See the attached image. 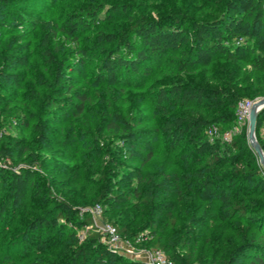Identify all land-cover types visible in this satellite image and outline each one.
Here are the masks:
<instances>
[{"label":"trees","instance_id":"obj_1","mask_svg":"<svg viewBox=\"0 0 264 264\" xmlns=\"http://www.w3.org/2000/svg\"><path fill=\"white\" fill-rule=\"evenodd\" d=\"M211 1L214 3L212 12L200 18L183 9L171 10L158 18L141 14L133 17L132 25L124 30L97 31L91 40L92 45L82 47L76 41L77 35L88 28L90 22L99 19L105 7L102 3L88 1L69 13L60 26L51 20L40 21L26 13H20V21L13 16L11 21L16 22L7 28L14 29L16 34L11 35V43L0 47V106L7 104L2 95L5 86L23 85L25 77L20 70L28 66L30 57L29 41L26 40L28 26H39L42 31L43 56L51 66L52 78L43 81L47 89L44 96L39 97L31 87L30 97L41 99L46 109L52 114L57 113L63 122H69L70 115L76 116L88 130L84 133H90V124L80 116H84L90 96L87 90L77 88L79 78L95 88V98L105 105L99 87L105 81L117 84L120 81L119 70L149 76L154 69L161 67L166 58L173 61L179 73H195L202 67L215 64L216 59H230L233 63H244L264 71V0ZM10 3V0H0L1 29L10 24L7 20L11 16L7 10ZM114 8L116 11L124 9L119 4H114ZM58 31L75 39L77 45L70 50L58 45L55 51L60 52L61 57L51 49V42L57 38ZM227 84L222 87L204 86L178 78L155 88V105L164 115L158 130L168 148L178 152L180 171L167 172L161 167L144 173L140 166L125 169L127 161L132 158L141 160V164L152 160L157 133L155 130L136 128L138 122L134 125V115L126 119L114 111L113 118H109L104 111L105 122L118 137L115 148L99 139L89 143L94 155L92 159L99 162L101 168L103 187L99 193L82 208L69 204L65 198L58 199L53 209L35 217L12 238L14 245L19 242H24L26 246L35 244V247L45 251V235L60 239L66 231L70 232L66 240L69 246L64 249L65 256L55 264H148L108 247L96 226L82 240L76 231H72V228L82 230L93 224L92 212L87 206L100 204L104 213L109 214L107 221L115 225L124 238L134 240L149 230L151 238L147 236L140 246L162 249L177 264H193L190 238L201 231L212 217V211H217L219 218L231 222L239 231L241 240L239 244H233L220 264H240L245 258H251V264H264V167L248 141L245 126L229 141L211 135L213 127L231 125L236 119L238 103L244 99L239 87H232L230 80ZM194 104L216 109L219 113L209 118L182 112L181 108ZM23 123L28 125L24 120ZM263 125L264 108L257 116L256 130H261ZM35 129L38 133L36 146L42 151H51L48 122L37 124ZM260 144L264 149V141ZM29 149L19 134L14 139L1 133L0 162L3 159L20 160L29 153ZM29 155L31 163H35L34 152L30 151ZM114 168L125 169L115 182L109 177ZM3 172L0 167V175ZM30 176L28 170L12 172L5 180L4 186L14 204L19 205L22 201L31 183ZM35 186L41 193L37 182ZM258 190L262 197L260 201L244 196L256 194ZM188 191L201 202L200 210L191 212L182 227L176 230L180 211L172 197L187 195ZM47 198L44 195L45 201ZM131 201L133 209L147 213V220L139 228H130L129 225L118 228L111 211L115 209L113 207L127 206ZM259 206L261 214L249 213ZM5 209L1 207V212ZM243 220L248 221V228H244ZM165 227L175 230L172 239L163 240L161 234L156 236ZM252 228L259 229V233L250 234L248 230ZM257 236H260V252L253 254L251 249H255Z\"/></svg>","mask_w":264,"mask_h":264},{"label":"rangeland","instance_id":"obj_2","mask_svg":"<svg viewBox=\"0 0 264 264\" xmlns=\"http://www.w3.org/2000/svg\"><path fill=\"white\" fill-rule=\"evenodd\" d=\"M88 1L90 0H53V2L47 3L45 0H10L11 3L7 8L9 15L11 14L7 17L10 24L5 29L0 28V47L2 48V45L7 42L11 43V35L16 33L14 29L7 27H10L11 23L20 21V13H26V15L40 19V21L51 20L60 26L69 13L77 10L79 6L86 4ZM95 1L104 4L105 7L99 19L90 22L88 28L78 33L76 41L79 47L91 46V40L99 30L106 32L124 30V28L132 25L133 21L131 19L133 17H138L141 14L158 18L171 10L183 9L200 18L212 12L214 7L211 0ZM114 4H119L120 8L124 9L116 11ZM13 16L16 21H11ZM27 31L26 40L29 41L30 46L29 64L20 70L23 77H25L22 86H5L2 90V95L7 104L0 106V136L2 133L15 139L19 134V137L25 140L30 147L28 152H34L33 158L36 162L31 163L29 153L17 161L3 159L0 162V167L4 169L3 174L0 175V264H35L37 262L55 264L59 262L60 257L65 256L64 249L69 246L66 240L69 238L70 232L65 231L60 239L52 238L50 234L45 235L47 239L45 251L42 248L35 247V244L26 246L24 242H19L14 245L12 238L23 231L35 217L46 214L53 209L58 199L63 200L65 198L69 201V204L82 208L83 205L90 204L99 193L103 187L101 168L99 162L92 159L94 155L91 154L89 143L99 139L100 142L110 143L115 148L118 137V134L105 122L104 111H107L109 118H113L114 111H118L126 119L129 118V115H134V125L138 122L136 128L149 131L155 130L157 133L156 140L153 143L154 156L152 160L150 159L147 163L141 164V160L132 158L127 161L125 169L140 166L145 173L149 170L156 171L164 167L167 172H171L180 171L181 167L178 152L168 148L164 136L158 130L164 119L163 113L155 105V96H153L158 85L168 84L172 79L186 78L204 86L222 87L228 86L227 81L230 80L232 87H239L243 95L242 98L255 101L264 99V71L254 69L251 65L233 63V60L230 59H216L215 64L202 67L195 73H179L173 61L170 62L166 58L161 67L154 69L153 74L149 76L141 73L134 74L130 70H119L118 77L120 81L117 84H109L105 81V84L99 87L105 105L95 98L93 94L95 88L79 78L77 88L87 90L90 96L84 116H80L87 119L90 124V133H84L88 130L79 118L70 115V121L63 122L57 113L52 114L46 109L41 99L30 97L32 94L31 87L39 97L44 96L47 89L43 85V81L52 78L51 66L46 63L43 56L40 27L28 26ZM76 41L58 31L57 38L51 42V49L58 57H61L60 52L55 51V48L60 45L61 48L67 50L74 49L77 46ZM181 109L183 113L201 114L209 118H213L219 113L216 109L195 104ZM22 119L28 125L24 124ZM45 121L49 125L50 144L52 146V150L48 152L39 149L35 142L38 134L35 127ZM244 126L246 127L248 141L252 146L249 137V117L240 121L236 117L231 125L225 124L221 127H213L211 135L229 141L239 134ZM255 136L259 144L264 141V125L261 130L255 131ZM258 160L261 163L259 157ZM125 169L114 168L109 177H112V181L115 182ZM26 170L31 173V183L20 204L16 205L4 183L5 180L10 178L12 172L23 173ZM35 182L38 183V188L42 190L41 193H38ZM183 190L186 189L183 188ZM254 193L245 194L244 196L248 199L260 201V198H262L260 190L256 194ZM44 195L48 197L47 201L44 200ZM172 200L177 203L180 211L176 224L177 230L182 227L185 218L191 212L200 210L201 202L190 191L187 192V195L173 196ZM133 204V201H131L127 206L113 207L115 209L111 211V216L112 219L116 220L118 228L128 225L130 228H139L147 220V213L143 210L133 209ZM94 206L87 207L93 208ZM1 207H5V211L1 212ZM121 211L122 213H120ZM216 212L212 211V217L207 220L201 231L190 238L191 244L189 245L193 253V264H220L221 259L227 255L233 244L237 245L241 242L239 231L235 229L231 222L219 218ZM249 213L251 215L261 214L260 206L256 210H250ZM108 215V213H104V208H102V213L99 216L95 217L92 213L93 224H90L93 225L92 227L82 230L72 228V231H76L78 238L82 240L94 226L110 223L107 221ZM247 223V220H243L244 228L247 227ZM248 232L257 234L259 229L252 228ZM119 233L121 234V232ZM144 234L150 238L152 236L149 230ZM159 234L162 235L163 240H168L172 239L175 230L165 227L158 231L156 236ZM257 238L255 249H251L253 254L260 252V236H257ZM25 247L28 252L24 249ZM149 249L155 248L149 247ZM179 251L182 253V249H179ZM130 257L136 258V256ZM242 261L240 264L253 263L251 258H245Z\"/></svg>","mask_w":264,"mask_h":264},{"label":"built area","instance_id":"obj_3","mask_svg":"<svg viewBox=\"0 0 264 264\" xmlns=\"http://www.w3.org/2000/svg\"><path fill=\"white\" fill-rule=\"evenodd\" d=\"M258 101L246 98L240 100L236 110L237 119L240 121L250 117L251 110ZM87 209H89L95 217L102 213V206L100 204L95 205L93 208L88 207ZM92 226L93 225H87L86 228ZM96 227L102 232V241L118 253L128 256H136V258L142 259L148 264H177L170 259L162 249H149L148 247L140 246L139 244L147 238L146 234H142L134 240H130L123 238L118 232L116 226L112 223H106L102 226L96 225Z\"/></svg>","mask_w":264,"mask_h":264},{"label":"water","instance_id":"obj_4","mask_svg":"<svg viewBox=\"0 0 264 264\" xmlns=\"http://www.w3.org/2000/svg\"><path fill=\"white\" fill-rule=\"evenodd\" d=\"M263 108H264V99H261L255 103L254 107L251 110V114L249 117V121H250L249 137L251 139L252 146L254 147L261 163L264 166V149H262L261 145L259 144L255 136L257 116Z\"/></svg>","mask_w":264,"mask_h":264},{"label":"bare ground","instance_id":"obj_5","mask_svg":"<svg viewBox=\"0 0 264 264\" xmlns=\"http://www.w3.org/2000/svg\"><path fill=\"white\" fill-rule=\"evenodd\" d=\"M258 108H259V107H258ZM256 109H257V107H256ZM256 109H255V110H256Z\"/></svg>","mask_w":264,"mask_h":264}]
</instances>
